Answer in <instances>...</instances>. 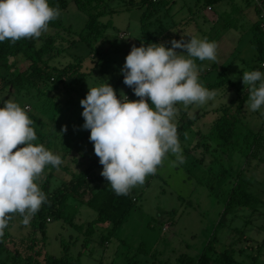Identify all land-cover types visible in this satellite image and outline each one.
<instances>
[{
    "label": "rangeland",
    "instance_id": "374dc122",
    "mask_svg": "<svg viewBox=\"0 0 264 264\" xmlns=\"http://www.w3.org/2000/svg\"><path fill=\"white\" fill-rule=\"evenodd\" d=\"M104 1L106 13L99 20L105 28L93 43L102 52L91 53L80 39L87 14L74 0H49L60 10L56 19L59 25H49L41 37L33 39L38 47L48 36H55L57 51L44 56L46 63L39 62V66L51 76L69 65H73L74 72H64L58 81L43 78L37 85L19 87L5 82L27 69V59L18 55L10 58L14 64L10 70L0 69V106L3 100L17 102L32 119V127L40 132L42 144H49V150L62 157V168L53 170L46 195L68 188L74 182L73 176L90 163L94 164V172L102 168L89 139L90 130L82 127L80 101L89 86L106 82L118 96L123 91L129 99H138L124 84L121 72L133 45L163 43L171 47V40L181 39L183 33L214 41L217 60L195 62L199 82L217 95L205 105L193 104L187 109L181 103L176 105L174 122L184 163L173 165L175 156L168 154L154 175L134 187L133 206L119 227L110 222L96 223L91 235L86 236L84 230L97 214L73 200H69L74 207L73 219L66 221L47 214L51 220L45 222L44 235L33 229L35 215L25 225L17 213L8 227L15 243L0 253V264L1 260L27 264V244L31 238L42 237L37 256L41 262L45 255L62 256L67 246L71 261L78 259L80 264H181L182 255L197 259L203 251L213 264H222L220 255L226 249L233 264H264V114L246 108L250 90L242 79L245 71L264 72L260 65L264 58L256 45L263 44V36L257 27L254 1L219 0L206 5L204 0H167L144 22L141 16L147 3ZM104 51L109 61L102 58ZM242 95L246 96L244 107L238 116L232 111L237 122L233 135L225 142L213 127L214 121ZM65 126L67 131H63ZM237 182L251 200L246 205L226 208L228 191ZM15 248L20 254L18 263L12 262Z\"/></svg>",
    "mask_w": 264,
    "mask_h": 264
},
{
    "label": "clouds",
    "instance_id": "9594fccd",
    "mask_svg": "<svg viewBox=\"0 0 264 264\" xmlns=\"http://www.w3.org/2000/svg\"><path fill=\"white\" fill-rule=\"evenodd\" d=\"M59 16V8L51 6L49 0H0V43L39 38ZM183 36L172 39L171 47L143 42L132 46L121 72L124 84L132 88L138 99H129L123 91L118 96L117 90L106 82L89 86L86 97L80 101L82 127L90 130L89 139L103 166L100 174L117 195H128L134 187L143 185L168 154L175 156L173 165L184 163L174 122L176 105L181 103L185 109L193 104L205 105L217 95L215 90L199 82L195 62L196 59L216 61V43L190 33ZM242 79L250 90L246 108L264 114V72L245 71ZM32 125L24 108L17 102L3 100L0 106V238L11 214L19 213L23 224L30 223L47 199L37 181L47 166L58 168L63 163L59 154L34 143L38 137ZM63 131H67L66 126Z\"/></svg>",
    "mask_w": 264,
    "mask_h": 264
},
{
    "label": "trees",
    "instance_id": "16d2710c",
    "mask_svg": "<svg viewBox=\"0 0 264 264\" xmlns=\"http://www.w3.org/2000/svg\"><path fill=\"white\" fill-rule=\"evenodd\" d=\"M76 6L87 14V20L83 31L80 33V39L83 40L90 48L91 53L99 52L102 50L100 48H94L93 43L102 35L105 28L99 17L106 13V4L104 0H74ZM219 0H204V4L212 5ZM142 3H147L146 10L142 13L141 21H147L154 14V9L160 4H165L167 0H159L158 2H152L151 0H141ZM49 25H59L56 20H53ZM144 25V24H143ZM143 27V26H142ZM257 48L262 58H264V44H257ZM98 49V50H96ZM57 51L56 48V37L48 36L45 38L44 42L40 46H36L35 40L33 38H24L15 43L10 41H4L0 43V69L10 70L13 67V60L10 58H15L18 55L23 56L29 61L26 70L21 71L14 75V77L8 81L6 84H12L13 86L22 87L25 84L37 85L40 80L51 79L58 81L61 75L68 71L74 72L73 65L65 66L63 69L58 70L55 74L56 76H51L49 72L43 70L44 68L39 66V62L44 61V56L51 54L54 55ZM102 58L109 61L107 52L104 51ZM46 63V61H44ZM122 80L124 77L122 75ZM129 89H132L129 87ZM237 118L234 112L229 110V106L224 108L223 113L214 121V128L216 129L219 136L228 142L230 137L233 135L235 130V125ZM189 123V122H186ZM37 137L40 136V132L36 129ZM44 139H37L34 143L42 144ZM44 145V144H43ZM22 146V145H21ZM20 146V147H21ZM45 147L49 149V144H45ZM98 160H96L97 162ZM93 163H90L88 168L83 172H79L73 176L74 182L66 189H58L51 196L46 195V202L42 204L39 211L35 214L32 225L34 230L41 231L44 235L45 222L51 220L50 216L62 217L66 221H71L75 215L71 211L74 208L69 202L73 200L81 204H86L93 210H95L97 217L89 222L84 230L86 236L91 235L94 231V225L101 222H110L113 227H119L133 206V201L135 200L131 191L128 195H117L111 189L108 181L101 176V170L94 172ZM103 167V166H102ZM58 168H62L60 165ZM57 167L51 165L47 166L41 178L37 181L40 185L42 191L46 194V190L50 181V176L53 170ZM251 200V196L241 187V184L237 182L228 191V199L226 202V208H230L232 205L243 204L246 205ZM73 203V202H72ZM56 205V207H55ZM17 214V213H15ZM15 214H11V219L9 220L8 226L4 230L3 238H0V253L8 250V245L10 243H15V238L11 237L8 232V227L12 221ZM79 228V226H78ZM43 238V237H42ZM31 238L30 243L27 244L26 248L29 250L28 255L25 258L27 264H80L78 259L71 261L68 255L67 246L63 247V254L60 257H53L51 255H45L42 262L38 260L37 256L40 255V245L44 241L42 239ZM40 242V243H39ZM209 247V244L206 248ZM205 248V249H206ZM16 254L12 257L13 263L19 262V251L15 248ZM220 258L222 259V264H233L231 262L233 258L230 255L228 249L221 253ZM181 264H213V260L210 255L203 251L197 259H194L187 255H182L180 257ZM2 264H6L5 261L1 260Z\"/></svg>",
    "mask_w": 264,
    "mask_h": 264
},
{
    "label": "built area",
    "instance_id": "2783aa9c",
    "mask_svg": "<svg viewBox=\"0 0 264 264\" xmlns=\"http://www.w3.org/2000/svg\"><path fill=\"white\" fill-rule=\"evenodd\" d=\"M152 2H158L159 0H151ZM254 4L257 8V27L260 30L263 36V44H264V0H253ZM261 67L264 65V59L261 61ZM49 221V219H47Z\"/></svg>",
    "mask_w": 264,
    "mask_h": 264
},
{
    "label": "crops",
    "instance_id": "0c3cea01",
    "mask_svg": "<svg viewBox=\"0 0 264 264\" xmlns=\"http://www.w3.org/2000/svg\"><path fill=\"white\" fill-rule=\"evenodd\" d=\"M245 101H246V96L245 95L236 97L234 100H232L230 102L229 110L236 112V116H238L237 112H240L242 110V108L244 107ZM222 108L223 107H221V109Z\"/></svg>",
    "mask_w": 264,
    "mask_h": 264
}]
</instances>
